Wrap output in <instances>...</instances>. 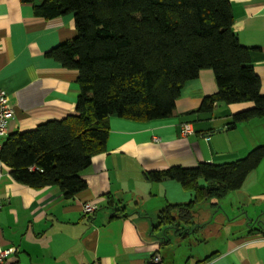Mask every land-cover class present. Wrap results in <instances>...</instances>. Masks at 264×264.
Instances as JSON below:
<instances>
[{
  "label": "crops",
  "instance_id": "0c3cea01",
  "mask_svg": "<svg viewBox=\"0 0 264 264\" xmlns=\"http://www.w3.org/2000/svg\"><path fill=\"white\" fill-rule=\"evenodd\" d=\"M42 1L0 0V89L15 112L11 133L75 114L80 95L79 71L49 56L76 37L75 17L46 18L35 8ZM231 3L234 31L243 46L254 49L251 59L264 94V0ZM217 91L214 72L202 70L183 88L171 117H110L106 151L83 172L87 188L71 199L58 186L39 190L16 182L0 160V245L17 249L8 264H152L155 254L163 264H202L213 255L204 264H264V192L252 188L237 191L246 201L232 202L238 210L233 216L224 202L198 207L196 227L205 226L188 227L193 231L186 237L168 230L165 241V228L156 229L162 209L189 203L194 194L177 181L152 183L146 173L233 162L264 144V118L228 128L249 104L198 112L204 98ZM183 123L193 125V135L182 134ZM87 203L96 207L94 213L83 212ZM184 244L199 248L175 257Z\"/></svg>",
  "mask_w": 264,
  "mask_h": 264
},
{
  "label": "trees",
  "instance_id": "16d2710c",
  "mask_svg": "<svg viewBox=\"0 0 264 264\" xmlns=\"http://www.w3.org/2000/svg\"><path fill=\"white\" fill-rule=\"evenodd\" d=\"M35 8L46 18L74 15L76 37L49 56L79 71L80 95L75 114L10 134L0 160L20 184L58 186L66 199L74 198L87 188L83 172L106 151L110 117H171L183 88L202 70L214 72L218 91L204 98L198 112L212 113L218 104L251 105L233 116L230 129L264 118L254 49L243 46L234 31L231 0H43ZM263 162L264 144L233 162L146 173L152 183L177 181L194 194L189 203L162 209L156 229L165 228V241L168 230L186 237L187 228L197 225L198 207L218 208Z\"/></svg>",
  "mask_w": 264,
  "mask_h": 264
},
{
  "label": "built area",
  "instance_id": "2783aa9c",
  "mask_svg": "<svg viewBox=\"0 0 264 264\" xmlns=\"http://www.w3.org/2000/svg\"><path fill=\"white\" fill-rule=\"evenodd\" d=\"M15 112L12 104H10V99L7 93L0 89V153L3 149L6 140L9 138L10 132V122L14 119ZM182 134L184 136H189L194 134V128L191 123L182 124ZM96 207L87 203L84 204L83 212L85 214L94 213ZM16 248L4 249L0 245V264H8L9 257L16 253ZM152 264H163V259L161 255L155 254L152 259Z\"/></svg>",
  "mask_w": 264,
  "mask_h": 264
},
{
  "label": "rangeland",
  "instance_id": "374dc122",
  "mask_svg": "<svg viewBox=\"0 0 264 264\" xmlns=\"http://www.w3.org/2000/svg\"><path fill=\"white\" fill-rule=\"evenodd\" d=\"M248 188H252L251 192H254V191L255 192H264V162L261 164V166L258 169H256L255 171H253L249 175L246 183L243 186V190L244 189L247 190ZM236 193L238 194V192H234L232 195L230 194L231 196L229 195L223 201L224 202L223 204H226L225 205L226 206L225 211H227L228 214H230V216H233L234 212L238 211L237 208L234 209V207L232 206L233 205L232 202H235L238 198H241V196H235V195H237ZM244 195L246 196L245 193H244ZM242 198L245 199V197H242ZM232 200H234V201H232ZM245 201H246V199H245ZM223 204H221V205H223ZM251 207L253 208L254 206H251ZM236 230H239V228H236ZM172 238L174 241L176 240L175 236H172ZM206 238L210 244L212 243V241H214L210 235H207ZM191 239H196V238L191 237ZM209 243H208V248H211V245ZM198 248H199L198 246H192V245L186 246L184 244V246L178 247L176 249L177 253H176L175 257H177V256L179 257L184 253H189V251H192V250L198 249Z\"/></svg>",
  "mask_w": 264,
  "mask_h": 264
}]
</instances>
